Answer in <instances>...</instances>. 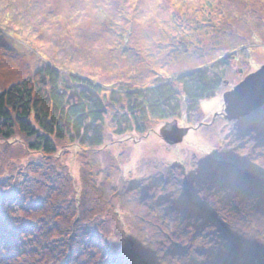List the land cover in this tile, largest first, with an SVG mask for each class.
I'll use <instances>...</instances> for the list:
<instances>
[{
    "label": "rangeland",
    "instance_id": "1",
    "mask_svg": "<svg viewBox=\"0 0 264 264\" xmlns=\"http://www.w3.org/2000/svg\"><path fill=\"white\" fill-rule=\"evenodd\" d=\"M231 55L196 110L116 132L124 88H180L181 73ZM49 61L122 101H106L99 147L0 138V264H264V182L239 170L264 176V105L229 120L224 100L264 64V0H0V91ZM174 120L190 129L168 143Z\"/></svg>",
    "mask_w": 264,
    "mask_h": 264
},
{
    "label": "trees",
    "instance_id": "2",
    "mask_svg": "<svg viewBox=\"0 0 264 264\" xmlns=\"http://www.w3.org/2000/svg\"><path fill=\"white\" fill-rule=\"evenodd\" d=\"M237 54L248 56V48H240ZM231 57H223L207 68L195 67L181 73L180 88L177 82L163 79L146 87L124 88L127 111L116 114V132H144L150 116L173 117L180 114L183 105L188 113L193 112L202 99L213 96L221 87ZM118 94L115 89L107 94L98 81L72 71L64 73L54 62H46L32 76L0 91V138L9 140L19 130L34 137L27 143L34 152L54 153L58 150L55 139L65 137L85 148L99 147L105 138L106 101L120 104ZM239 170L264 182V176L250 173L243 166ZM15 253L14 249L7 259L18 256Z\"/></svg>",
    "mask_w": 264,
    "mask_h": 264
},
{
    "label": "water",
    "instance_id": "3",
    "mask_svg": "<svg viewBox=\"0 0 264 264\" xmlns=\"http://www.w3.org/2000/svg\"><path fill=\"white\" fill-rule=\"evenodd\" d=\"M225 117L234 120L246 116L264 105V64L245 77L233 89L224 93ZM190 127L179 126L178 121H168L161 128L168 143L181 142Z\"/></svg>",
    "mask_w": 264,
    "mask_h": 264
}]
</instances>
